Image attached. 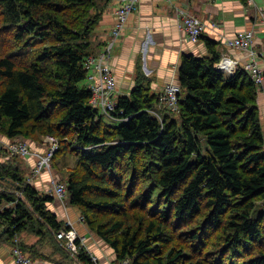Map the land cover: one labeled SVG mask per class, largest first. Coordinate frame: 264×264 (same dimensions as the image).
I'll list each match as a JSON object with an SVG mask.
<instances>
[{"label":"trees","instance_id":"16d2710c","mask_svg":"<svg viewBox=\"0 0 264 264\" xmlns=\"http://www.w3.org/2000/svg\"><path fill=\"white\" fill-rule=\"evenodd\" d=\"M110 1L0 0V132L54 136V159L75 152L68 198L117 262L264 264L260 87L242 69L219 71L218 43L207 39L209 56L183 55L178 114L166 109L159 119L151 111L160 95L139 83L118 99L120 122L109 123L80 83ZM3 162L0 202L11 205L0 225L9 243L26 232L48 237L50 253L19 247L56 264H95L80 241L73 254L58 238L68 228L48 207L52 195L28 182L23 166ZM7 180L18 193L1 186Z\"/></svg>","mask_w":264,"mask_h":264},{"label":"crops","instance_id":"0c3cea01","mask_svg":"<svg viewBox=\"0 0 264 264\" xmlns=\"http://www.w3.org/2000/svg\"><path fill=\"white\" fill-rule=\"evenodd\" d=\"M118 5L119 0L109 2L91 36L95 53L103 49L108 39V34L115 24V10ZM176 7L188 9L205 22L206 28L199 41H191L179 28ZM262 11H264V0H140L138 10L131 16L125 33L116 44L109 61L116 79L114 98L118 100L121 96H131L139 83L158 95L164 92L168 84H179V67L183 55L209 56L207 39L218 43L217 51L220 56L226 54L243 66L249 59L248 53L226 46L225 40L245 30H255L256 51L260 56L259 63L264 68ZM85 81L82 86L91 89L92 82L89 79ZM258 106L264 132V83L259 89ZM166 109L164 105L160 106L158 112L164 115ZM115 121L120 122L113 119H109L108 122L114 124ZM29 165L35 167L36 162L32 160ZM48 175L44 173L41 175L42 178H37L32 183L40 192L51 193ZM52 195L54 200L48 207L63 222L69 214L78 234L85 238L86 249L98 259L99 263H116L114 250L80 219L81 210L71 204L68 197L60 199ZM63 204L70 206L66 208ZM6 250L0 249V264H17L12 252ZM34 264L54 263L36 260ZM70 264L78 263L73 261Z\"/></svg>","mask_w":264,"mask_h":264},{"label":"built area","instance_id":"2783aa9c","mask_svg":"<svg viewBox=\"0 0 264 264\" xmlns=\"http://www.w3.org/2000/svg\"><path fill=\"white\" fill-rule=\"evenodd\" d=\"M140 0H119V5L115 10V24L108 34V39L105 41L103 49L93 55H90L87 60V68L89 70L88 79L92 82V97L89 102L90 105L97 109L103 117L113 120H120L116 115L118 100L114 98L116 91V79L110 65V59L118 41L123 37L131 16L138 10ZM264 17V11L261 12ZM176 16L178 19L179 28L184 31L187 37L197 42L202 37L206 24L195 14L191 13L184 7H176ZM214 26H217L214 24ZM226 46L246 51L249 55L248 61L241 66L239 61L222 55L216 64V68L226 75H233L238 70H244L257 86H262L264 83V68L260 65V56L256 51V34L255 30H245L237 33L235 36L225 40ZM180 93L181 86L178 83H170L166 86L164 92L160 94V105L165 106L173 113L180 112ZM156 113L155 111H152ZM157 114V113H156ZM50 143L49 153L47 156H41L40 161L37 162L33 168L34 176H38L41 167L50 165L54 153L59 149V141L52 135L47 136ZM11 149H17L23 153H32L27 147V144L17 143L11 146ZM60 199L67 197V186L65 183L58 182L53 179V191H51ZM75 227L67 230H61L58 233V238L66 241L67 248L76 254L79 250L78 241L80 245L85 247V238L80 237L76 233ZM15 259L19 264H32V259L22 249L18 248L14 252ZM96 264H100L95 256H92ZM114 264H131L129 259H125Z\"/></svg>","mask_w":264,"mask_h":264},{"label":"rangeland","instance_id":"374dc122","mask_svg":"<svg viewBox=\"0 0 264 264\" xmlns=\"http://www.w3.org/2000/svg\"><path fill=\"white\" fill-rule=\"evenodd\" d=\"M114 52V51H113ZM86 81L80 83V85L82 86L83 84H85ZM180 85V84H179ZM160 99V96H159ZM161 106V105H160ZM159 106V108H160ZM157 110H152L155 111L156 113L152 112L153 114H155L159 119L163 120L164 115H162V113L158 112ZM166 112H164L165 114ZM102 116V115H101ZM106 121H109L108 118L103 117ZM114 124H118V121L113 122ZM57 140L59 141V139L57 138ZM22 143V144H27V147L30 149V151L32 153H23L17 149H11V146L17 143ZM60 142H59V149H60ZM49 148H50V143L47 140V136H43L40 138L37 137H30L28 139H15V140H11L10 138H8L5 134H3V132H0V164L1 161H4L2 164L7 165L8 167H12L15 168L17 166L20 167L23 166L24 170L22 173L25 174V177H27V181L33 183L34 181H36L37 178H42L41 175L44 173H48L49 177L47 180H49V183L51 185V191H53V179L58 181V182H64L66 181V176L68 174H70V171L75 168L76 166V156H75V152H65V154L59 155L57 156V159H54L55 153L59 150H57L54 155L52 156V159L49 162V166L48 164H46V167H41L40 168V174H38V176H34L36 174H34L33 172V166L29 165L32 163V160L34 162H39L40 161V157L41 156H47L49 153ZM42 149V150H40ZM36 169H39V167H35ZM8 181V180H7ZM6 183L4 181H2V187L7 189L9 191L12 190L15 193H18V190L15 187H12L10 184L11 182L8 181ZM16 189V190H15ZM0 190H3L0 187ZM20 192V191H19ZM43 193H47V192H43ZM20 194V193H19ZM60 198V197H58ZM67 199V198H66ZM8 205H11L7 202H0V212L2 210H4V207H7ZM64 207L67 208L68 204H63ZM70 206V205H69ZM68 206V207H69ZM73 211V210H72ZM80 215L82 216V213H80ZM80 219L82 220V217H80ZM0 223H1V216H0ZM64 224L65 226L70 229L72 227H74V223L72 222V220L69 217V214L66 215V219L64 220ZM88 226V225H87ZM5 228L2 227L0 225V249H4V250H8V252H12L13 258L15 259V255L14 252L16 249L20 248L19 247V241L24 242L26 244L30 243L32 245H36L38 247V250H40L42 253L46 254L47 252H51V239H49L48 237L44 238V237H36L34 235H32L31 233H23L19 236H17L18 243L14 242V243H9L10 241H8L7 235H5L3 232ZM76 233H78V231L76 230V228H74ZM4 236V237H3ZM17 241V240H16ZM53 245L55 246L56 250H58L59 248L57 247V245L54 243L53 241ZM21 249V248H20ZM6 250V251H7ZM72 252V251H71ZM27 254H29L30 258L32 259V264H34V262L36 260H40L43 262H51L48 261L42 257H35V253L32 252H27ZM54 254V253H51ZM15 262L17 263L16 259ZM54 263V262H51ZM78 263V262H77ZM19 264V263H17ZM56 264V263H54ZM79 264V263H78Z\"/></svg>","mask_w":264,"mask_h":264}]
</instances>
